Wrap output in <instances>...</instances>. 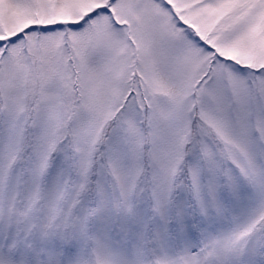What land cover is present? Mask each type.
I'll return each mask as SVG.
<instances>
[{
	"label": "snow or ice",
	"instance_id": "obj_1",
	"mask_svg": "<svg viewBox=\"0 0 264 264\" xmlns=\"http://www.w3.org/2000/svg\"><path fill=\"white\" fill-rule=\"evenodd\" d=\"M0 264H264V0H0Z\"/></svg>",
	"mask_w": 264,
	"mask_h": 264
}]
</instances>
